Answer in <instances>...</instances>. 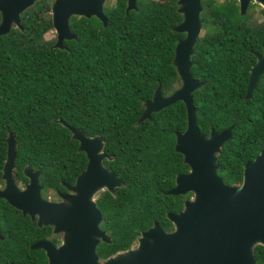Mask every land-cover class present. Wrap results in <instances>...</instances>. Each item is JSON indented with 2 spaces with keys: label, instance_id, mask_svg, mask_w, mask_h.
Here are the masks:
<instances>
[{
  "label": "trees",
  "instance_id": "obj_1",
  "mask_svg": "<svg viewBox=\"0 0 264 264\" xmlns=\"http://www.w3.org/2000/svg\"><path fill=\"white\" fill-rule=\"evenodd\" d=\"M49 1L34 2L19 15L22 29L13 27L0 36V175L4 138L10 133L17 143L12 174L24 181V166L39 169L43 190H62L83 171L85 157L59 121L87 137L97 135L112 158L103 159V166L123 183L113 195L104 191L95 200L98 226L109 237L96 246L102 260L128 249L154 222L171 231L166 214L183 205L184 196L165 194L177 174L188 172L173 149L175 133L186 127L183 103L176 101L137 123L141 103L157 86L166 95L180 84L172 59L184 35L172 28L181 16L176 0H136V9L127 12L125 0H114L103 6L105 27L94 17H70L75 39L56 49L54 41L43 39L52 28ZM200 4L203 33L189 57L191 78L204 82L191 93L195 123L205 136L233 125L216 155L217 174L232 184L241 181L243 164L264 150V71L245 98L249 68L263 51L264 22L249 25L258 8L253 3L243 15L236 0ZM258 11L264 15V9ZM16 214L0 200V263L46 264L42 251H28L26 244L50 236V228L26 219V229L17 235L14 223L25 219ZM253 257L254 264H264L262 246L253 247Z\"/></svg>",
  "mask_w": 264,
  "mask_h": 264
},
{
  "label": "water",
  "instance_id": "obj_2",
  "mask_svg": "<svg viewBox=\"0 0 264 264\" xmlns=\"http://www.w3.org/2000/svg\"><path fill=\"white\" fill-rule=\"evenodd\" d=\"M36 1L0 0V36L13 27L22 29L19 15ZM51 1L50 19L56 32L52 48L64 49V40L75 39L68 26L70 17H94L103 27L107 25L103 14L105 0ZM135 1L126 0L124 11L135 10ZM236 1L239 15L246 12L250 3L264 9V0ZM200 2L176 0L181 21L172 31L184 36L175 43L172 65L180 84L166 95L157 86L151 99L141 103L143 111L137 120V123L149 120L152 113L176 101L185 108L186 127L175 133L173 149L182 156L188 172L177 174L174 186L165 194L177 196L192 191L194 196L192 201L183 202L179 213L166 214L173 226L171 231H163L154 222L137 238L135 250L126 249L99 259L96 246L99 242L108 243L109 237L98 226L101 214L91 196L101 188L113 195L115 188L123 186L102 164L103 159H112L103 152V142L97 135L87 137L81 130L59 121L69 130L70 139L77 142V151L84 153L87 162L72 185L63 184L68 192H57L61 201L50 202L40 198L39 169L24 166L22 174L27 182L23 189H17L11 175L17 143L10 133L4 138L0 199L31 220L36 217L38 226H50L53 234H60L58 245L40 240L30 247L44 252L46 264H254L253 247L260 245L264 249V150L243 164L239 186H226L216 172V155L229 139L233 125L220 132L210 130L205 136L195 123L191 93L204 82L191 78L189 57L201 31ZM263 71L264 47L249 68L245 98L250 97Z\"/></svg>",
  "mask_w": 264,
  "mask_h": 264
},
{
  "label": "rangeland",
  "instance_id": "obj_3",
  "mask_svg": "<svg viewBox=\"0 0 264 264\" xmlns=\"http://www.w3.org/2000/svg\"><path fill=\"white\" fill-rule=\"evenodd\" d=\"M154 1H156V2H157V1L160 2V1H162V0H154ZM200 1H201V0H200ZM113 2H114V0H105L103 6H105V5H111ZM51 5H52V1L50 0V1H49L48 12H46V14L50 15V17H51ZM30 7H31V6H30ZM258 8L263 9V8H261L260 6H258ZM258 8H256L255 11L251 12V15L249 16L248 23H249L250 26H256V25H259V24H261V23L264 22V15H262V14L259 13ZM246 11H247V10H246ZM202 33H203V30L201 29L199 35H201ZM43 39L46 40V41H54V42H53V44H54L55 41H56V32H55V30H54L53 28H51V30L47 31V32L43 35ZM173 67H174V66H173ZM175 73H176V72H175ZM178 86H179V85H178ZM178 86H177V87H178ZM177 87H176V88H177ZM176 88H175V89H176ZM222 181H223V179H222ZM223 183H224L226 186H229V187H237V186L240 185L241 181H240V182H236V183H232V184L225 183L224 181H223ZM65 191H67V190H65ZM104 191H106L105 188H101V189H98L97 191H95V192L92 194V196H91V200L94 202V201L96 200V198H97L102 192H104ZM67 192H68V191H67ZM45 195L48 197V198L45 199L46 201H50L49 198L52 199L50 202H58V201H61L60 196H58V194L53 193V191H50V190H49V191H47V192L45 193ZM182 196L185 197L184 200H183V202H184V201H192L193 196H194V193H193L192 191H187V192H186L184 195H182ZM182 210H183V205H182V207H181L180 209H178L177 212H175V213H179V212L182 211ZM59 236H60V234H53V237H54V238L57 237L56 239H58V240H59ZM140 237H141V236H140ZM138 238H139V237H138ZM138 244H139L138 239H136V240L130 245V247H129L128 249H130V250H135V249L137 248Z\"/></svg>",
  "mask_w": 264,
  "mask_h": 264
},
{
  "label": "flooded vegetation",
  "instance_id": "obj_4",
  "mask_svg": "<svg viewBox=\"0 0 264 264\" xmlns=\"http://www.w3.org/2000/svg\"><path fill=\"white\" fill-rule=\"evenodd\" d=\"M126 1V0H125ZM83 153V152H82ZM83 155H84V153H83ZM84 157H85V155H84ZM86 162H87V160H86V157H85V165H86ZM14 168V167H13ZM31 170H35V169H31ZM12 172H13V169H12ZM12 172H11V175H12V177H13V180H14V182H15V185H16V187H17V189H19V190H21V189H23L24 188V185H25V183L27 182V178L23 175V178H24V181L23 180H21L20 178H18L17 176H14L13 174H12ZM21 173H22V170H21ZM1 181V180H0ZM2 186H3V182L1 181V183H0V188H2ZM65 190H66V188L63 186V189L62 190H58V191H53V193H55V194H57V192H65ZM47 191H49V190H43V189H41L40 190V198L41 199H43V200H45L46 198H48L46 195H45V193L47 192ZM0 200H2V199H0ZM49 200L51 201L52 199L51 198H49ZM3 201V200H2ZM5 202V201H4ZM6 203V202H5ZM7 204V203H6ZM8 205V204H7ZM14 209V208H13ZM16 212H17V216L18 215H20V218L21 219H25V220H21V222H23V223H20L19 224V222H18V225L16 224V222L14 223V226L16 227L15 228V233L17 234V235H19V234H21L22 232H24V229H26V223H25V221H26V219L30 222V223H32V224H34L36 227H38V228H42V227H49L50 228V236L48 235V236H46V237H40V238H38V239H34V240H31L30 242H28L27 244H26V249L28 250V251H35V250H40V251H42L41 249H31L30 247H31V245L33 244V243H35V242H37V241H40V240H47V241H49V242H51V243H53L52 242V239H56V238H54L53 237V233L51 232V227L50 226H45V225H42V226H38L37 225V223H36V217H34L33 218V220H31V218H30V216H28V215H22L21 214V212L20 211H18V210H16V209H14ZM14 218H16V216H13ZM14 220V219H13ZM2 227H4V225H3V223H2V221H1V219H0V242L1 241H3V239H4V234H3V230H2ZM57 240V243H54V245H58L59 244V240L58 239H56ZM24 249V248H23ZM25 250V249H24ZM42 253L44 254V252L42 251ZM44 256H45V254H44ZM45 259H46V257H45ZM1 264V263H0ZM9 264H11V263H9Z\"/></svg>",
  "mask_w": 264,
  "mask_h": 264
}]
</instances>
